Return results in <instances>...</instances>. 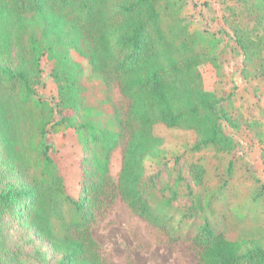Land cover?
I'll return each instance as SVG.
<instances>
[{
  "label": "trees",
  "instance_id": "obj_1",
  "mask_svg": "<svg viewBox=\"0 0 264 264\" xmlns=\"http://www.w3.org/2000/svg\"><path fill=\"white\" fill-rule=\"evenodd\" d=\"M225 22L243 70L264 75V0H239ZM184 0H0V264H103L82 232L108 183L109 157L127 138L117 190L132 213L198 249L197 264H264V230L230 239L198 214L213 193L190 194V205L155 201L146 187L144 163L162 154L153 127L192 131L194 151L229 153L235 146L222 124L248 123L234 116L215 92L226 51L217 33L190 31ZM85 57L98 84L82 79L70 52ZM56 84L55 102L39 97L45 67ZM117 85L128 101L121 114L100 91ZM57 114V118H56ZM82 136L90 182L76 200L51 157L49 133ZM232 164L228 165L230 169ZM205 169L189 165L194 186ZM175 193V192H174ZM264 187L256 199L263 195ZM181 210V211H180ZM188 219H191L189 221ZM77 233V234H76ZM44 241L48 250L36 240Z\"/></svg>",
  "mask_w": 264,
  "mask_h": 264
},
{
  "label": "rangeland",
  "instance_id": "obj_2",
  "mask_svg": "<svg viewBox=\"0 0 264 264\" xmlns=\"http://www.w3.org/2000/svg\"><path fill=\"white\" fill-rule=\"evenodd\" d=\"M184 1L182 16L190 31L206 29L217 33L226 51L223 77L214 87L216 94L225 98L223 105L234 116L257 123L251 127L242 125L239 129L223 123V131L233 138L235 146L231 152L221 154L209 148L194 151L196 136L192 131L155 125L154 135L163 140L162 154L144 163L146 187L155 201L170 198L172 207L178 209L190 205L191 190L200 193L201 198L215 194L196 221L200 223L205 215L216 231L230 239H239L260 227L264 230V193L256 199L264 187V75L253 77L249 69L242 72V57L225 22L231 13L241 9V1ZM70 55L81 64L84 82L98 84L99 78L91 72L88 60L74 51ZM50 70L51 66L47 65L36 93L55 102L56 84L50 77ZM99 93L105 94L121 114L125 113L128 101L116 84L110 83ZM47 139L54 147L50 155L64 180L65 192L76 200L81 199L83 187L90 182L87 174L89 153L83 149L82 136L67 130L49 133ZM126 141L125 135L110 154L108 183L82 232L91 237L103 264H197V248L184 240H168L164 232L132 213L119 196L115 186ZM191 163H199L205 169L202 187L194 186L190 179ZM36 244L46 251L49 249L40 239ZM25 258L27 263L37 264L31 253Z\"/></svg>",
  "mask_w": 264,
  "mask_h": 264
}]
</instances>
